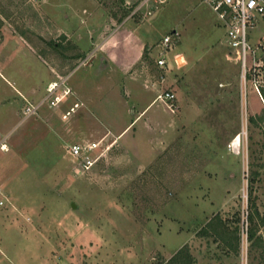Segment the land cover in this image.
<instances>
[{
	"label": "rangeland",
	"instance_id": "374dc122",
	"mask_svg": "<svg viewBox=\"0 0 264 264\" xmlns=\"http://www.w3.org/2000/svg\"><path fill=\"white\" fill-rule=\"evenodd\" d=\"M140 3L0 0V112L17 113L8 134L13 147L7 156L0 150L5 162L0 183L5 176L29 194L26 208L12 212L31 222L20 232L41 235L49 256L60 250L71 255L77 246L84 263L94 254L93 264H170L187 245L193 264H264V65L248 66L244 76L207 2L167 0L149 6L150 15L144 14L147 7L138 10ZM112 12L138 22L147 16L140 31L155 45V64L164 36L174 30L180 35L167 59L185 53L192 60L171 70L179 89L170 88L178 92L180 106L173 109L157 97L168 89L163 76L170 68L164 66L142 98L127 99L125 121L138 118L123 134L107 130L97 113L87 118V102L79 105L72 90L58 105L46 100L55 70L71 67L70 42L80 35V44L89 49L94 22H104ZM93 13L96 19L88 20ZM249 31L255 46L264 21ZM259 56L264 59V50ZM94 71L81 65L67 82L78 83L83 96H99L110 86ZM41 101L36 112L27 111ZM91 141L102 142L98 152L110 148L84 170L67 146ZM0 200L6 201L1 193ZM6 207L0 205V247L27 256L39 250L7 225ZM211 220L214 226L203 231Z\"/></svg>",
	"mask_w": 264,
	"mask_h": 264
},
{
	"label": "crops",
	"instance_id": "0c3cea01",
	"mask_svg": "<svg viewBox=\"0 0 264 264\" xmlns=\"http://www.w3.org/2000/svg\"><path fill=\"white\" fill-rule=\"evenodd\" d=\"M150 5L151 4L146 7L148 8ZM146 7L144 8L147 9ZM108 14L109 15L105 14V16H103L104 22H94L96 27L91 31V47L89 49H86L82 43L80 44V35H77L76 38L73 35L75 40H73L74 42H70V49L73 51L71 54L67 55L71 61L68 66L71 67L68 72L65 73H59L55 70L57 75H55V79H52L48 83L47 88L50 83L56 81L68 85V87L71 88L72 93L74 92L78 98L82 100L79 105L87 102V109L85 111L87 118H89L88 116L91 117L94 113H97L98 115H101V124L104 123L106 128H108L107 130H116L123 134L124 132L129 131L130 126L138 118L137 115L135 119L125 121L127 99L132 96L136 99L142 98L143 95H145L143 91L145 90L144 88L147 87L146 84H149L150 81L151 83H158L156 72L158 69H161L162 66H159L157 63L159 57L155 60L156 64L153 61V58L155 57V45L149 43L145 37L146 35L140 31L141 28L146 27L144 22L147 20V16H144V20L138 22L130 17L122 18L120 15H116L113 12ZM96 16L97 15L94 13L90 14L88 20L89 18L96 19ZM67 17H69V14H67ZM174 32L178 33L176 30H174ZM179 35V33L176 34L173 39H177ZM92 46L95 48L94 50H92ZM172 50L173 46H171L168 51V55ZM86 51L91 52L89 55V58L90 56L91 58H87V60H85L87 55ZM188 58L190 57L185 53H175L172 57V62L167 59L166 66L170 69H167L168 75L167 77L163 76V79L167 82V90L175 93L176 103L179 94L170 88L171 86L176 90L179 89V85L174 76L176 73H174V70H180L192 62V60ZM93 62L96 64L90 65ZM81 65H87L88 70L90 71H93V69L96 70L94 71L95 74L92 73L94 77H101L104 81L107 80L110 89L99 96H95L94 94L83 96L81 88L78 87V83L76 86L74 84L69 85L67 81H69L73 71ZM172 69L174 70L171 71ZM122 86L124 87L123 89ZM123 90L125 91L124 94L122 93ZM34 93H37V90H35ZM43 101L34 105L36 106L34 112L37 111L38 106L43 103ZM178 105L180 106V104L177 103V108ZM16 117L17 113L15 110L0 112V150L2 151V156H7L8 152L11 151V148L13 147V143L9 140L10 136H8V134L16 122ZM7 160L8 158L5 157V161ZM4 164L5 162H0V171L4 170ZM6 180L5 176H2L0 193L4 195L6 201L0 200V205L6 203V208H9L5 210L7 225L20 232L21 229H26L32 226L31 222L24 214L21 218H14L12 212L14 210L21 211L26 208L25 204H28L29 194L25 188H15L12 185H9ZM8 213L10 214L9 216ZM20 233L24 237L30 238L32 242L38 245L37 248L39 247V250L33 251L31 255L27 256L18 252V250L11 253L9 250L5 251L0 247V264H93V259L95 257L94 254H88V257L86 258L88 263H84L80 259L81 256L78 253L79 248L77 246L71 251V255L60 250L58 253L49 256L47 252H45L44 246L41 243V235L31 236L29 234V236H27V231H21ZM2 241L3 238L1 237L0 242Z\"/></svg>",
	"mask_w": 264,
	"mask_h": 264
},
{
	"label": "built area",
	"instance_id": "2783aa9c",
	"mask_svg": "<svg viewBox=\"0 0 264 264\" xmlns=\"http://www.w3.org/2000/svg\"><path fill=\"white\" fill-rule=\"evenodd\" d=\"M167 0H141L138 10L148 6L156 7L159 3H164ZM207 2L217 18L225 28L226 44L234 53V59L237 60L244 68V76L248 71V66L264 65V59L259 56V51L264 50V34L259 39L255 46L249 42V28L256 26L259 21H264V0H203ZM152 9L148 7L145 12L150 15ZM177 34H166L162 41L164 51L161 53L157 63L164 67L167 65V55L173 42V37ZM59 82L50 83L46 100L49 99L50 105H58L64 98L70 94V87H62L63 91H57L60 87ZM159 99H164L167 104L176 109V95L170 90H165L157 96ZM36 106H28L27 111L34 112ZM101 141L91 142H75L67 146L70 155L84 168L88 170L99 162L104 152L110 148V145L103 147L101 152H98Z\"/></svg>",
	"mask_w": 264,
	"mask_h": 264
},
{
	"label": "trees",
	"instance_id": "16d2710c",
	"mask_svg": "<svg viewBox=\"0 0 264 264\" xmlns=\"http://www.w3.org/2000/svg\"><path fill=\"white\" fill-rule=\"evenodd\" d=\"M261 96H262V101L264 103V85L262 86V89H261ZM263 111H264V106H263ZM219 224L222 225V221L219 220V222H217ZM214 221L211 220L208 222L207 226L204 227V230L205 232L209 231V226H214ZM215 229V228H214ZM217 230L215 229V233ZM220 233V232H218ZM219 235H222L221 233ZM254 230L251 229L250 230V233H249V237L251 239L254 238ZM223 237V235H222ZM238 244V243H237ZM169 263L170 264H193V257H192V254L190 253V250H189V247L187 245H184L182 246L169 260Z\"/></svg>",
	"mask_w": 264,
	"mask_h": 264
},
{
	"label": "bare ground",
	"instance_id": "6f19581e",
	"mask_svg": "<svg viewBox=\"0 0 264 264\" xmlns=\"http://www.w3.org/2000/svg\"><path fill=\"white\" fill-rule=\"evenodd\" d=\"M240 141H241V136L238 135V136L234 139V141L232 142L233 147H234V148H237V147L239 146V144H240Z\"/></svg>",
	"mask_w": 264,
	"mask_h": 264
}]
</instances>
